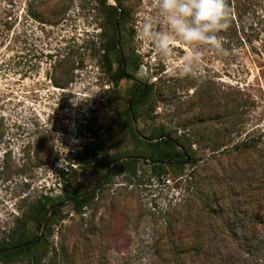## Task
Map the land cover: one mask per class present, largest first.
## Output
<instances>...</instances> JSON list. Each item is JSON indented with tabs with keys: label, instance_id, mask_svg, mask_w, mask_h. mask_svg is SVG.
I'll list each match as a JSON object with an SVG mask.
<instances>
[{
	"label": "rangeland",
	"instance_id": "rangeland-1",
	"mask_svg": "<svg viewBox=\"0 0 264 264\" xmlns=\"http://www.w3.org/2000/svg\"><path fill=\"white\" fill-rule=\"evenodd\" d=\"M106 2L126 9L118 48L137 62L117 85L97 62L99 0H0V238L42 195L72 187L90 194L86 206L65 200L44 227L27 224L42 264H264V0H229L220 35L231 54L205 49L196 77L172 75L187 45L163 58L138 39L147 19L166 28L155 0ZM66 55L83 62L57 87L50 64ZM139 86L148 92L132 122L138 140L112 119ZM161 129L185 142L181 169L158 173L142 156L141 140ZM118 155L136 171L103 177L102 162Z\"/></svg>",
	"mask_w": 264,
	"mask_h": 264
},
{
	"label": "trees",
	"instance_id": "trees-1",
	"mask_svg": "<svg viewBox=\"0 0 264 264\" xmlns=\"http://www.w3.org/2000/svg\"><path fill=\"white\" fill-rule=\"evenodd\" d=\"M99 5L105 14V23L102 32L100 33V36L103 39L101 44L102 53L98 56L97 62L101 69L109 75L110 81L117 85L127 76L126 65L137 66V62L134 59L127 61V56L122 54L117 45V27L119 22L127 15V11L119 4V2L116 5H113L107 3L106 0H99ZM119 9H121L122 12L116 20V16L119 14ZM119 43L120 42H118V44ZM96 50L97 49L92 48L93 55L96 54ZM114 57H116L118 62H121V65L117 69H114L113 67ZM124 61L125 66H123ZM75 62H77V65L82 63V57L79 55L78 60H76L72 59L70 55H66L50 64V67H52L53 70L58 71L60 75L59 79L53 78L55 86L64 87L66 82H68L72 68L71 66ZM147 92V88L140 86L132 88L129 98L130 105L112 119L113 122L118 123L125 129L127 128L131 135L138 140L140 138H138L137 131L134 129L132 122L134 118H136L137 106L146 102ZM150 138L154 139V141L148 140L149 138L141 140L150 148L149 153L142 156L151 161V169L153 171H158L159 173L163 167H171L176 171L182 168L185 160H189L187 156V147L182 138H174L169 131H165L164 129L157 131ZM80 156L82 157H79L78 160L82 163L85 161V157H83L84 153L80 154ZM132 156H135V154L128 155V157ZM111 162L114 164L112 167H109ZM110 163L106 160L102 162V166L105 167L103 177L107 174L109 177L120 169L133 172L136 171L135 159L122 160V156L118 155L114 157ZM66 168V170L61 171V178L63 180L69 173L71 166ZM65 200L72 204L74 211H79L88 204L90 194L77 193L72 187H68L62 196L50 197L48 195H42L41 199L35 201L27 211H23L20 216L15 218V228L12 230L9 237L0 238V261L8 263L26 257L27 264H42V252L36 251L39 241L33 242V239L27 238V224L31 221L38 227L41 226L47 214L54 215L58 210L59 205ZM212 200L213 199L208 201L206 207L211 211H217L219 206Z\"/></svg>",
	"mask_w": 264,
	"mask_h": 264
},
{
	"label": "clouds",
	"instance_id": "clouds-1",
	"mask_svg": "<svg viewBox=\"0 0 264 264\" xmlns=\"http://www.w3.org/2000/svg\"><path fill=\"white\" fill-rule=\"evenodd\" d=\"M154 7L166 28L160 29L158 22L150 18L137 37L151 43L163 58L172 57L177 41L188 46L172 75L196 77L205 49L224 57L231 54L220 35L231 24L229 0H155Z\"/></svg>",
	"mask_w": 264,
	"mask_h": 264
},
{
	"label": "water",
	"instance_id": "water-1",
	"mask_svg": "<svg viewBox=\"0 0 264 264\" xmlns=\"http://www.w3.org/2000/svg\"><path fill=\"white\" fill-rule=\"evenodd\" d=\"M121 12H122L121 9H119V14H118L117 17H116V20L118 19V17H119V15L121 14ZM119 38H120V35H119V33H118V37H117V45H118V42H119ZM128 105H130V101H129ZM47 220H48V215L46 216V218H45V220H44V222H43V227L46 225ZM39 239H40V235H39V236L37 237V239L34 240L33 242H37ZM20 246H22V245H20Z\"/></svg>",
	"mask_w": 264,
	"mask_h": 264
}]
</instances>
